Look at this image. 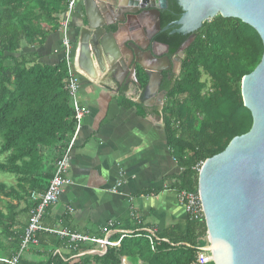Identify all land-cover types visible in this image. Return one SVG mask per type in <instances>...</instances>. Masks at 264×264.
Returning <instances> with one entry per match:
<instances>
[{
  "label": "trees",
  "instance_id": "obj_1",
  "mask_svg": "<svg viewBox=\"0 0 264 264\" xmlns=\"http://www.w3.org/2000/svg\"><path fill=\"white\" fill-rule=\"evenodd\" d=\"M69 2L0 0V150L8 153L7 161L0 162V171L19 178V189L0 183V194L19 202H27L33 191L48 187L55 159L75 132V111L64 87L68 78L66 61L49 65L39 62L37 54L35 58L32 53H20L26 45L43 46L52 33L59 31L60 15L68 10ZM168 4L161 12V26L170 28L160 31L155 39L168 44L169 55L173 56L190 34L173 32L183 8L178 0H168ZM263 53L262 38L254 27L239 18L217 15L197 30L195 40L185 49L180 75L173 81L164 80V128L181 167L174 176L178 190L196 191L197 165L251 129L253 116L244 105L241 83L261 62ZM138 74L145 87L147 77H141L139 70ZM133 104L129 101L127 107ZM136 106L140 111L139 104ZM32 206L29 200V214ZM1 222L16 239L10 245L17 253L15 246L18 248L25 232L18 213L0 215ZM206 230L205 220H188L183 231L169 229L159 234L154 249L145 233L135 232L124 236L119 246L109 247L104 255H81L83 244L74 249L68 237L44 232L39 245L29 251L41 259L20 256L17 264H123L125 257L132 264H200L195 261L197 252L208 244ZM0 264H10V258L2 257V252Z\"/></svg>",
  "mask_w": 264,
  "mask_h": 264
},
{
  "label": "crops",
  "instance_id": "obj_2",
  "mask_svg": "<svg viewBox=\"0 0 264 264\" xmlns=\"http://www.w3.org/2000/svg\"><path fill=\"white\" fill-rule=\"evenodd\" d=\"M101 7H104V0H76L74 10L61 14L60 18L68 19L67 35L74 53L79 47L81 29L89 20L96 22L103 18ZM153 27L152 14L139 23L134 21L114 39L106 41L108 48L116 57L123 56L125 66H129L131 55L124 48V42L134 36L146 44ZM108 30L116 28L111 25ZM63 39L64 31L60 28L43 46L32 47L27 53H32L35 58L37 54L39 62L57 65L64 60ZM157 48L162 55H167L162 47ZM110 58V55L106 57L102 72L95 65L97 75L94 77L74 62L79 76V99L90 112L71 152L69 175L72 181L59 201L46 210L43 222L51 227L109 237L111 241L151 228H156L159 234L169 229L183 231L189 218L177 197L174 176L181 172V167L170 149L164 128L166 95L159 97L160 93L158 89L153 90V85L140 88L133 78L125 76L123 65L110 68ZM150 64L164 69L172 66L164 58L160 63ZM137 70L149 81L140 65ZM138 77L140 79L139 74ZM123 88L126 90L122 91ZM129 101L134 103L133 107H127ZM28 219L24 222L18 218L24 229ZM110 221L114 222L113 226L108 225ZM85 248L89 249L87 254L96 253V246ZM62 251L70 253L68 249ZM27 257L32 261L41 259L40 255L31 252Z\"/></svg>",
  "mask_w": 264,
  "mask_h": 264
},
{
  "label": "water",
  "instance_id": "obj_3",
  "mask_svg": "<svg viewBox=\"0 0 264 264\" xmlns=\"http://www.w3.org/2000/svg\"><path fill=\"white\" fill-rule=\"evenodd\" d=\"M183 14L174 22L173 32L190 34L177 53V65H182L185 49L195 40L196 32L206 21L221 15L235 17L254 27L264 44V0H178ZM168 0H104L102 19L88 21L81 29L78 64L91 76H96L95 65L101 70L106 57L114 67L123 65L125 76H130L143 87L137 76V65L145 70L148 84L159 89L164 78L162 69L150 62L169 63V45L155 39L170 28L161 26V12L168 8ZM152 14L154 27L146 44L131 36L124 42L130 52L131 64L125 66L123 56L116 57L107 44L134 21H142ZM114 25L116 30H108ZM162 47L165 55L158 52ZM144 58L148 62H143ZM177 66V67H178ZM244 105L251 111V129L235 136L220 153L207 158L198 177V190L205 210L210 243L203 248L213 253L215 264H264V53L261 62L241 83ZM166 91L159 97L164 98Z\"/></svg>",
  "mask_w": 264,
  "mask_h": 264
},
{
  "label": "built area",
  "instance_id": "obj_4",
  "mask_svg": "<svg viewBox=\"0 0 264 264\" xmlns=\"http://www.w3.org/2000/svg\"><path fill=\"white\" fill-rule=\"evenodd\" d=\"M75 4L76 0H70L68 7L69 12L74 10ZM60 22V28L64 31V60L66 61L68 66V78L64 87L72 100V104L75 111V132L70 141L67 143L65 149H60L61 153L55 159V170L48 187L44 191L35 190L31 193L30 198L31 201L34 203V206H32L30 209L28 224L25 228V232L21 241V250L20 253L10 259V264L18 263L22 251L29 250L30 246L39 245V236L41 233L44 232L56 234L60 237H68L70 239V242L74 244L72 245L74 249L79 248L78 244L80 243L83 244L85 247H87V245L96 246V249H94L96 250L95 254L99 255H104L109 247L119 246L122 238L126 236L122 235L118 241H111L109 237L91 236L89 234H82L70 231L66 228L50 227L45 225L43 222V218L45 216L47 208L59 201L63 193V186L70 184L72 181L69 175V169L71 165V152L75 147L76 140L82 129L83 121L90 112V108L85 105H82L79 99V76L74 67V62H78L77 60L79 49L77 48L76 52L74 53L72 43L67 35L68 19L61 18ZM203 163L204 162H201L199 165H197V169L199 171ZM177 197L178 200L185 206L189 220L198 222L205 220V210L198 189L196 191H190L186 189L178 190ZM108 225L113 226L114 222L110 221ZM144 233L145 236L149 239L152 248L154 249V242L159 238L158 230L156 228H151L146 230V232ZM206 239L209 244L210 236L208 234V231L206 234ZM88 250V248H85L80 253L84 252L85 254H87ZM211 261H213V253L211 251L201 248L197 252V258L195 263L206 264Z\"/></svg>",
  "mask_w": 264,
  "mask_h": 264
},
{
  "label": "rangeland",
  "instance_id": "obj_5",
  "mask_svg": "<svg viewBox=\"0 0 264 264\" xmlns=\"http://www.w3.org/2000/svg\"><path fill=\"white\" fill-rule=\"evenodd\" d=\"M31 49L32 47L26 45L24 46V48H22L20 53L21 52L27 53ZM10 63L13 64L12 61H10ZM2 142H3V134L0 132V149L2 146ZM7 159H8V153H2L0 150V162H6ZM0 183L6 184L7 187H15L16 189H19V178L16 174H13V173H6V172L0 171ZM66 187L67 185L63 186V191L65 190ZM29 196H31V194ZM29 196H27V198H29L27 199V202L26 201L19 202L12 197H5L4 195L0 194V215L8 217V216H11L12 214L18 213L19 220H22L25 222L27 218H29V215H30L29 210L26 209L27 205H29V200H31ZM207 231L208 230H206V234H207ZM15 241L16 239L9 232H7V230H5V222L4 223L1 222L0 223V254L2 252V257L12 259L15 255L20 253L22 240L20 239L18 243V248L17 246H15V249H17L16 250L17 253H15L14 251V246L12 247L10 245L11 243H15ZM4 247L7 249L6 251H4L3 249ZM30 248H32V246H30ZM28 252L29 250L22 251V254H21L22 258H27ZM123 264H132V263L129 261L128 258L125 257L123 258Z\"/></svg>",
  "mask_w": 264,
  "mask_h": 264
},
{
  "label": "flooded vegetation",
  "instance_id": "obj_6",
  "mask_svg": "<svg viewBox=\"0 0 264 264\" xmlns=\"http://www.w3.org/2000/svg\"><path fill=\"white\" fill-rule=\"evenodd\" d=\"M168 56H169V52H168ZM170 57H171V60H172V64H171L172 66H168L169 68L167 67L166 69L161 68L164 78H163V80L161 82V85H160V87L158 89V92L159 93L164 92L161 89V86H162V84H163V82H164L165 79L166 80H169V81H173V80H175L180 75V72H181V70H178L177 69V62H176L177 54L176 55H173V56H170ZM144 60H146V58H144ZM137 76H138V70H137Z\"/></svg>",
  "mask_w": 264,
  "mask_h": 264
}]
</instances>
